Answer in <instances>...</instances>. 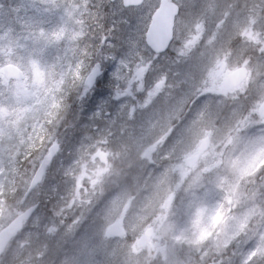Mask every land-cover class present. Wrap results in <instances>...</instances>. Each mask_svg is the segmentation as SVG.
<instances>
[{
  "label": "rangeland",
  "instance_id": "obj_1",
  "mask_svg": "<svg viewBox=\"0 0 264 264\" xmlns=\"http://www.w3.org/2000/svg\"><path fill=\"white\" fill-rule=\"evenodd\" d=\"M176 1L184 14L175 43L170 53L157 58L145 45V32L159 0H147L133 12L123 10L120 0H50L57 4L60 24L53 17L51 45L58 47L49 54L66 56L64 75L72 80L66 86L76 88L77 103L73 107L59 99L61 119L48 112L49 126L35 129L43 136L45 127L53 125L46 135L52 137L43 139L46 146L59 139L61 151L43 182L23 197L37 164L28 166L16 201L0 206V226L13 217L10 207L26 209L46 201L51 208L42 203L0 264H264V123L259 116L264 103V0ZM31 4L19 0L10 5L26 11ZM1 14L0 38L5 41L12 27ZM102 25L112 32L100 41L98 36L107 34ZM253 45L260 61L259 74L251 81L257 95L247 98L252 100L248 119L240 97L231 96L236 88H223L219 66L226 56L230 68ZM98 57L103 62L95 86L89 93L82 88L86 94L79 105V86ZM58 78L55 89L63 82ZM144 80L147 90L133 99L131 93L138 92L129 87L138 90ZM3 88L14 100L31 103L46 97L51 83L33 89L30 83L3 78ZM55 104L50 100L48 109ZM76 106L83 107L76 111ZM7 112L3 106L0 115ZM173 121L178 123L176 139L160 142ZM65 123L73 135H61ZM206 138L210 156L205 165L185 169V160ZM219 146L222 152L212 160ZM84 175L93 177L92 191L82 195ZM17 177L23 176L17 172ZM69 213L71 221L60 226ZM117 222L134 239L111 238L107 227ZM55 247L73 253L62 258Z\"/></svg>",
  "mask_w": 264,
  "mask_h": 264
},
{
  "label": "trees",
  "instance_id": "obj_2",
  "mask_svg": "<svg viewBox=\"0 0 264 264\" xmlns=\"http://www.w3.org/2000/svg\"><path fill=\"white\" fill-rule=\"evenodd\" d=\"M12 2L19 3V0H0V11L3 10V8L5 9V13L8 14V17H5L4 19L6 21H12L13 29L15 30L14 32H12V35L15 36L16 34H19L21 32V28H17L15 19L21 20L29 19L32 17L31 13H24L22 9H20L19 12L16 13L10 5L12 4ZM25 2H27V0H25ZM53 7L56 8L54 4ZM61 11H64V8H61ZM45 15L48 14L45 13L43 15H39L37 13V19L43 20ZM52 21V18H47V23L44 25V28L49 29L51 27ZM50 35L52 38V34ZM52 41H55V39H53ZM0 42H3L1 38ZM73 43L74 45L76 44L75 41ZM78 45L75 47L78 48ZM71 49L72 51L76 52L74 46L71 47ZM60 53H62V51H59L58 54ZM49 57H52V55L49 54ZM10 59L12 60V62L15 61L14 49L8 47L7 50H5V48L0 47V66L8 63ZM65 60L67 61V59ZM74 60H76V55L74 57ZM71 81L72 80L70 76L64 75L63 82L58 85L57 89L54 88V82H51V92L45 95L46 97L43 96L37 101L26 103L23 101L14 100L7 93V90L3 88V79L0 78V110L3 106L9 110V112H7L5 115H0V206L8 207V203L10 205H13V203L16 201L15 198L17 195V191L21 183L24 182L27 177L24 176L25 170L30 164L36 165L37 162L41 159L40 157L45 153V140H49L52 136H50V138L48 139L46 138V133H44L43 136L41 133L36 134V132H34L36 131L35 129L37 127H40L39 129H42V126L49 125L48 121H50L51 115L48 114V112H51L54 115L53 118L57 117L54 118V120L61 119L60 112L62 105L59 103V99L63 101L64 98L65 102H68L69 100L70 105L75 107V104L77 103V99H75L76 93H74L76 92V88L73 86L72 88L68 89L66 86L67 82ZM80 95V98H82V92L80 93ZM133 97L137 96L134 95ZM50 100L53 102V104H56L55 106L49 107V110L47 106ZM47 109L48 111L46 113ZM53 111H55L56 113H53ZM37 122H41L43 125H35V123ZM45 129L47 130V127H45ZM212 158L214 159L215 156H213ZM17 172H19L23 177L19 179L17 177ZM83 178L86 186L83 185L81 191L85 192L82 194L85 195L86 193L92 191L91 183L93 177L84 175ZM127 180L129 183L130 179ZM176 188L177 186H175V190ZM42 203L44 208H51V206H48L49 202H41V205ZM1 208L2 207H0V209ZM10 208L11 211L14 212V214L20 210V208ZM71 214L72 213H69L68 216L64 218V220L60 221V226H62L63 224L65 225L67 222L69 223V221H71L69 218ZM86 221L89 222L90 219H87ZM2 226H0V228ZM62 228L63 227H60L58 228V230L60 231ZM69 246L71 245L69 244ZM55 249V252H57L59 256H62V258H68L69 255L73 253V251L70 253L66 252L61 247H55Z\"/></svg>",
  "mask_w": 264,
  "mask_h": 264
},
{
  "label": "snow or ice",
  "instance_id": "obj_3",
  "mask_svg": "<svg viewBox=\"0 0 264 264\" xmlns=\"http://www.w3.org/2000/svg\"><path fill=\"white\" fill-rule=\"evenodd\" d=\"M31 7L39 15L51 14L57 10L50 3V0H32ZM18 23L21 24V32L13 36L12 32L15 30L10 29L5 41L0 42V47L5 48V50L8 47L13 48L16 57L15 64L11 59L8 61L7 72L3 66H0V78L14 74L18 81L25 84L30 83L33 89L41 85L46 88L49 83L64 76L62 61L66 59V56L63 58L60 56L49 57L52 48L58 46L51 45L50 34L52 30L44 28V20L29 18L18 20ZM68 39H75V37L70 36ZM67 51L68 49H65V52Z\"/></svg>",
  "mask_w": 264,
  "mask_h": 264
},
{
  "label": "water",
  "instance_id": "obj_4",
  "mask_svg": "<svg viewBox=\"0 0 264 264\" xmlns=\"http://www.w3.org/2000/svg\"><path fill=\"white\" fill-rule=\"evenodd\" d=\"M112 2L114 0H111ZM144 0H142L143 2ZM178 14V7L174 5L172 2L168 0H162L156 12L152 15L150 25L147 29L145 35L146 45L154 52V53H162L164 52L173 38V26L174 19ZM7 72V67L5 69ZM8 77L15 78L17 77L13 75H9ZM85 85L90 86V78L88 77L85 81ZM264 108V106H263ZM208 145V141H206L202 147L201 151H203ZM57 145H54L49 148L47 157L43 159L36 171L34 172L29 186L28 191L32 190L35 186H37L43 179L45 171L52 161L53 157L57 153ZM196 158L191 159L188 163L192 164ZM35 212V207H30L25 211L21 212L14 218L5 228L0 231V258L4 254V251L9 244V242L17 235V233L22 229L23 222L27 221L31 218L33 213ZM110 233L119 237L122 235L123 230L119 225H113L109 229ZM210 264V263H208Z\"/></svg>",
  "mask_w": 264,
  "mask_h": 264
},
{
  "label": "flooded vegetation",
  "instance_id": "obj_5",
  "mask_svg": "<svg viewBox=\"0 0 264 264\" xmlns=\"http://www.w3.org/2000/svg\"><path fill=\"white\" fill-rule=\"evenodd\" d=\"M258 45V44H257ZM244 47V46H243ZM118 57H114L115 60H118ZM223 61L220 62L219 71L223 72V77L220 79V81L224 84L232 79L233 81L236 80L238 82H234L235 84L227 85V83L223 86L224 87H232L236 88V93L231 96L240 97L242 100V105L245 108V113L250 114L252 108H249V104L251 102H247V98L249 96H255V94L252 90L253 86L255 84L251 83L253 79H255V76L259 74V51L258 48H256L254 45L250 46L248 48H245L242 54V57H240L238 60H235L234 63L231 64V67L229 68L227 64L228 58L225 56L222 58ZM218 68V66L216 67ZM98 70H95V73ZM258 71V72H257ZM97 77L94 74V78ZM233 83V82H232ZM147 83H142L141 88L143 89L146 87Z\"/></svg>",
  "mask_w": 264,
  "mask_h": 264
},
{
  "label": "clouds",
  "instance_id": "obj_6",
  "mask_svg": "<svg viewBox=\"0 0 264 264\" xmlns=\"http://www.w3.org/2000/svg\"><path fill=\"white\" fill-rule=\"evenodd\" d=\"M121 6L123 10H128L129 12H133L135 10L140 9L143 5H142V0H121ZM261 115L262 117H264V113H261Z\"/></svg>",
  "mask_w": 264,
  "mask_h": 264
}]
</instances>
